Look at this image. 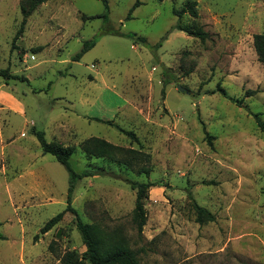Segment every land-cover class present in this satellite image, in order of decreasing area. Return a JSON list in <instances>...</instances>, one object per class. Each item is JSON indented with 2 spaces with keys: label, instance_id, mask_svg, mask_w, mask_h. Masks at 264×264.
<instances>
[{
  "label": "rangeland",
  "instance_id": "obj_1",
  "mask_svg": "<svg viewBox=\"0 0 264 264\" xmlns=\"http://www.w3.org/2000/svg\"><path fill=\"white\" fill-rule=\"evenodd\" d=\"M136 1L108 0L107 23L92 18L106 12L101 0H48L15 40L27 0H0V70L25 78L0 76V264H63L70 252L91 264L71 212L41 233L67 207L69 174L35 130L75 146L77 172L98 173L77 181L72 206L140 264H264V129L254 117L264 122V64L253 44L264 0ZM193 2L198 17L174 13ZM106 28L147 42L107 35L73 62ZM90 138L116 149L86 153ZM128 181L156 184L142 235ZM190 193L215 221L197 222Z\"/></svg>",
  "mask_w": 264,
  "mask_h": 264
},
{
  "label": "trees",
  "instance_id": "obj_2",
  "mask_svg": "<svg viewBox=\"0 0 264 264\" xmlns=\"http://www.w3.org/2000/svg\"><path fill=\"white\" fill-rule=\"evenodd\" d=\"M48 0H27V4L22 2L20 4V9L22 13V22L20 24V28L15 36V40L18 39L25 28L27 23L28 17L33 13L34 10L37 9L38 6L44 4ZM106 12L101 15L93 16L92 18H103L105 22L108 23V9L109 4L108 0H101ZM26 2V1H25ZM141 5L140 0H137L134 4L133 8H137ZM197 4L195 2L188 5L186 8L182 10H175L174 13L180 18L188 12L193 17H198V11L196 8ZM180 30L184 31L187 34L194 36L196 38L201 39L202 41H206L209 38V33L203 30L202 28H185L181 25L177 24L173 30ZM112 35L117 37H126L134 42H141L146 43V39L143 37H139L135 34L131 33H124L120 30L114 28H106L102 29L96 38L86 41L83 45L82 50L76 56L72 58L73 62L79 61L84 54L90 51L92 48L95 47L97 41L100 37ZM253 44L254 49L258 57V61L264 64V33L263 34H255L253 36ZM42 50V47H38L34 49V52H38ZM167 72V71H166ZM0 76L4 77L5 79L13 78V79H22L18 76H11L7 70H0ZM225 94V92L222 90ZM251 93H253L251 91ZM250 92L248 94H251ZM232 100V99H231ZM237 105L241 106L242 101L240 100H232ZM254 117L258 123V125L264 129V122L259 117V114H254ZM110 124V122H107ZM119 130L124 133L125 135L129 136L133 140L138 142V137L133 131H126L121 128ZM34 135L37 138L39 145L43 154H50L56 158V160L66 169L69 174V189H68V196H67V207L66 209L50 219L44 227L41 229V233L45 234L46 232L50 231L56 224H58L62 219L66 212H71L76 217V225L79 232L82 235L84 244L86 246V259L91 264H140V260L138 258L137 252L131 250L127 247L121 239H109L107 238L104 233L97 227L95 224H90L84 222L77 214L76 209L72 206V198L75 189V185L78 180H81L86 177H93L98 175L96 171L93 170H84L82 172H77L76 169L71 164V157L75 153V146H66L56 140H47L45 137V133L43 131L35 130ZM83 149L86 153L92 154L94 153L98 157H105L108 155H112L111 153L115 151L116 147H114L109 142L102 140L100 138H90L86 140L83 145ZM131 153H135L138 156H144L143 152L140 150H131L128 151ZM139 172H145L148 174V170H139ZM133 189L137 191L136 194V203L134 209V223L137 226L138 234H143V228L147 222V213L144 207V201L148 199V192L152 187H155L156 184L152 182H138V181H128ZM189 198L193 203V207L197 213V222L198 223H205V222H213L215 221V215L209 212L207 209L198 205L195 200L193 199L192 194H189ZM63 264H82L80 259L75 258L74 253L70 252L67 253L63 258Z\"/></svg>",
  "mask_w": 264,
  "mask_h": 264
},
{
  "label": "crops",
  "instance_id": "obj_3",
  "mask_svg": "<svg viewBox=\"0 0 264 264\" xmlns=\"http://www.w3.org/2000/svg\"><path fill=\"white\" fill-rule=\"evenodd\" d=\"M103 37H105V36H103ZM103 37H100L99 39H98V41H97V43L100 41V39H102ZM133 47L135 48V46L133 45Z\"/></svg>",
  "mask_w": 264,
  "mask_h": 264
},
{
  "label": "water",
  "instance_id": "obj_4",
  "mask_svg": "<svg viewBox=\"0 0 264 264\" xmlns=\"http://www.w3.org/2000/svg\"><path fill=\"white\" fill-rule=\"evenodd\" d=\"M180 90H183L181 87H179Z\"/></svg>",
  "mask_w": 264,
  "mask_h": 264
}]
</instances>
